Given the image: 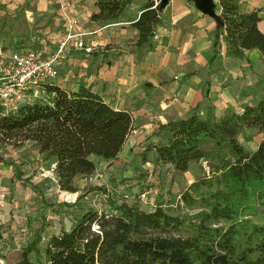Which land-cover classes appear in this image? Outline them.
Returning a JSON list of instances; mask_svg holds the SVG:
<instances>
[{"label": "trees", "instance_id": "1", "mask_svg": "<svg viewBox=\"0 0 264 264\" xmlns=\"http://www.w3.org/2000/svg\"><path fill=\"white\" fill-rule=\"evenodd\" d=\"M133 1L96 0L91 20L118 22ZM218 3L221 23L214 33L208 78L199 87L211 84L225 59L250 63L249 53L258 50L264 62V33L258 27L263 15L258 10L243 12L239 0ZM163 11L147 0L132 23L138 31L132 47L138 60L155 50L152 38L164 24ZM256 76L264 93V77ZM47 89L55 93L50 103L24 104L14 113L0 106V140H16L23 150L27 142L34 143L44 161L55 162L60 190L75 193L80 178L93 176L98 160L111 166L118 159L133 130L132 113L116 109L84 84L77 90L54 84ZM250 128L263 135L254 151L238 139ZM153 135L155 141L141 153L143 163L154 152L157 163L187 172L193 162L204 159L210 162L211 176L194 182L180 204L157 205L151 211L141 208L139 198L133 204L119 202L106 187L92 186L90 191L107 195L102 208L81 207L75 223L70 228L62 225L43 245L42 230L35 233L14 264H264V98L218 118L192 113L161 123ZM207 142L213 144L209 151L204 149ZM223 149L231 157H222ZM145 178L129 180L138 196L145 191ZM128 198L123 196L124 201ZM184 207L195 211L182 215ZM6 230L0 221V245Z\"/></svg>", "mask_w": 264, "mask_h": 264}, {"label": "rangeland", "instance_id": "2", "mask_svg": "<svg viewBox=\"0 0 264 264\" xmlns=\"http://www.w3.org/2000/svg\"><path fill=\"white\" fill-rule=\"evenodd\" d=\"M26 4L36 6L32 0L24 6ZM217 7H219L217 12L220 13L219 3ZM8 16L3 19L0 15V49L21 47L19 42L22 40H27L22 45L34 47L42 57L48 55L46 51L49 50V53H52L58 49L60 41H55L54 38L43 42L41 38L32 39L30 33L23 36L16 35L18 32H26L31 28L24 26L18 19L13 23V18ZM21 21L28 20L24 18ZM36 30L33 28L32 32ZM160 42L154 43L158 45ZM174 55L175 53L172 57ZM153 57L156 61L157 56ZM68 59L69 57H64L60 60V74L51 84L63 83V67ZM250 59V63L235 61L234 64H228L227 67L233 71L232 74H222L228 60L225 59L223 70L213 78L210 85L206 88L199 87V83L208 78L207 75L206 79L200 81L185 95H178L177 90L172 89V86H163L161 93L156 92L151 96V102L146 101L147 109L144 114L138 113L140 107L135 106L134 127L137 128L134 129L140 127L139 120L149 121V124L153 125L149 126L148 130L145 129V132L137 134L132 132L131 137L127 139L125 153L113 162L112 167L109 166V162L98 160L97 170L93 176L80 178L77 184L79 191L75 193L60 190L54 173L55 162L44 161L34 143L27 142V149L23 150L16 140H0V221L7 228L0 245V264H14L20 261L23 247L33 239L35 233L42 230L43 245L51 235L60 233L62 225L70 228L75 223V217L81 213V207L100 210L107 202V195L99 191H90L92 186L106 187L112 192V197L119 202L133 204L134 200L139 198L141 208L147 211L154 210L157 205L166 207L171 204H180L182 194L194 182L211 176L210 162L204 159L195 161L187 172H177L170 165L157 163L155 153L151 152L149 153L150 161L143 163L141 153L145 141L154 138L153 132L161 123L185 119L192 113H197L201 117L218 118L229 111H241L245 104H257L261 98H264L256 76L258 74L264 77V62L261 57L253 56ZM161 60L162 58L159 63ZM166 61L168 62V59ZM152 64L158 67V64ZM168 67L170 71L175 69V66ZM174 81L177 79L171 78L163 84L170 85ZM52 100L50 98L48 102ZM238 139L248 150L254 151L258 148L263 135L257 129L250 128L244 130ZM212 147V142L204 145L207 151ZM221 155L224 158L231 157L227 149H223ZM140 175L146 176L143 180L145 191L138 196L134 182L129 180L132 178L138 180ZM79 195L83 197L81 200ZM125 195L129 196L127 201L123 199ZM194 211L188 207L180 208L182 215L191 214ZM7 238L11 241L10 245Z\"/></svg>", "mask_w": 264, "mask_h": 264}, {"label": "crops", "instance_id": "3", "mask_svg": "<svg viewBox=\"0 0 264 264\" xmlns=\"http://www.w3.org/2000/svg\"><path fill=\"white\" fill-rule=\"evenodd\" d=\"M28 1L30 0H0V15L3 19L10 15L8 17L13 18V23L18 19L24 26L31 28L16 35L30 33L32 39L41 38V41L47 42L54 38L61 42L65 38L66 17L79 19L75 31L94 32L85 38L86 43L93 46L91 52L77 49L72 44L67 52L69 59L63 67V83L57 85L67 90H77L84 84L102 95L116 109L129 110L133 117V133L145 132V129L148 130L153 125L149 121L139 120L140 127L134 129L137 128L134 127L135 106L140 107L138 113L144 114L147 109L146 101L151 102V96L156 92L161 93L163 86H172L181 96L207 78V63L217 22L203 15L191 1H170L163 11L164 24L157 29L161 42L142 60H138L132 51L138 35L132 23L139 18L147 0H134L120 20L112 24L91 20V15L96 11V0H32L36 6H24ZM239 3L243 12L258 10L263 15L258 27L264 33V0H239ZM218 9L219 7L217 11ZM24 18L28 21H21ZM33 28L37 30L32 32ZM40 33L43 35H39ZM174 50L177 53L171 52ZM46 52L49 53V50ZM173 53L175 55L172 57ZM153 56H157L156 61ZM253 56L259 58L261 54L258 50H253L250 58ZM235 61L239 60H226L225 69L221 73L232 74L233 71L227 66ZM152 63L158 64V67ZM169 65L175 66V69L170 71ZM189 73H192V77L183 79ZM171 78H176L177 81L170 85L163 84ZM146 82L151 83L150 86L145 87ZM153 141L154 138L145 141L143 150ZM125 145L118 158L125 153Z\"/></svg>", "mask_w": 264, "mask_h": 264}, {"label": "built area", "instance_id": "4", "mask_svg": "<svg viewBox=\"0 0 264 264\" xmlns=\"http://www.w3.org/2000/svg\"><path fill=\"white\" fill-rule=\"evenodd\" d=\"M155 6L160 0H154ZM65 38L60 42L56 51L41 54L31 46L16 47L14 49H0V106L5 112H16L22 105L35 102H48L54 98V92H48L51 85L59 76V63L67 57V50L74 43L77 49L88 52L93 50L85 38L94 32L75 31L78 19L65 18ZM153 42H160L157 31L153 34ZM50 96V98H46ZM50 103V101L48 102Z\"/></svg>", "mask_w": 264, "mask_h": 264}, {"label": "water", "instance_id": "5", "mask_svg": "<svg viewBox=\"0 0 264 264\" xmlns=\"http://www.w3.org/2000/svg\"><path fill=\"white\" fill-rule=\"evenodd\" d=\"M171 0H160L159 8L163 11ZM194 3L196 8L202 12L203 15H207L216 20L219 24L221 23L220 13L217 12V4L215 0H188Z\"/></svg>", "mask_w": 264, "mask_h": 264}, {"label": "bare ground", "instance_id": "6", "mask_svg": "<svg viewBox=\"0 0 264 264\" xmlns=\"http://www.w3.org/2000/svg\"><path fill=\"white\" fill-rule=\"evenodd\" d=\"M215 2H216V0H215ZM216 4L218 5V2H216ZM216 10H217V8H216Z\"/></svg>", "mask_w": 264, "mask_h": 264}]
</instances>
